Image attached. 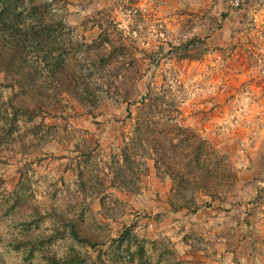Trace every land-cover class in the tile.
I'll use <instances>...</instances> for the list:
<instances>
[{"label":"clouds","instance_id":"1","mask_svg":"<svg viewBox=\"0 0 264 264\" xmlns=\"http://www.w3.org/2000/svg\"><path fill=\"white\" fill-rule=\"evenodd\" d=\"M0 5V264H264V0Z\"/></svg>","mask_w":264,"mask_h":264},{"label":"trees","instance_id":"2","mask_svg":"<svg viewBox=\"0 0 264 264\" xmlns=\"http://www.w3.org/2000/svg\"><path fill=\"white\" fill-rule=\"evenodd\" d=\"M0 5L6 6L5 10H7L8 7H11V4H10L9 0H0Z\"/></svg>","mask_w":264,"mask_h":264}]
</instances>
